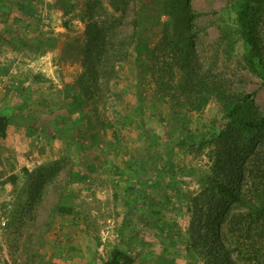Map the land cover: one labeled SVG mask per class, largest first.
<instances>
[{
  "label": "rangeland",
  "instance_id": "rangeland-1",
  "mask_svg": "<svg viewBox=\"0 0 264 264\" xmlns=\"http://www.w3.org/2000/svg\"><path fill=\"white\" fill-rule=\"evenodd\" d=\"M182 1L187 18L175 23L166 13L180 18L176 0H0V264H100L115 245L132 264H215L225 249L230 264H251L226 229L247 209L212 188L216 156L239 132H228L224 101L198 80L250 94L256 114L264 84L242 59L241 0ZM94 2L103 37L93 64L107 76L88 97ZM177 29L194 71L179 68ZM259 37L264 50V9ZM191 81L205 91H183Z\"/></svg>",
  "mask_w": 264,
  "mask_h": 264
},
{
  "label": "trees",
  "instance_id": "trees-1",
  "mask_svg": "<svg viewBox=\"0 0 264 264\" xmlns=\"http://www.w3.org/2000/svg\"><path fill=\"white\" fill-rule=\"evenodd\" d=\"M176 3L179 6V11H181L180 18H174L173 10L171 11L172 14L166 13L170 20H173L175 23L186 19L188 12L184 1L176 0ZM98 5V2H94L91 5L92 8L89 6L88 11L91 12L87 18L85 30L87 52L93 54V57H88L86 63V66L90 67V71L87 72L88 78L86 81L81 82L82 91L88 97H91V85L94 84L95 89L99 90L101 78L107 76V73L99 68L100 66L96 68L95 64H93H97L98 58H100V53L95 50V44L103 37V35L101 36V29L95 21V14L93 12ZM263 9L264 0H241L236 10L235 23L244 51L242 56L243 62L249 71L264 84V50L259 37ZM169 23L166 22L164 24L168 25ZM175 38V47L183 60L179 68L181 70L189 68L191 71H194V65L189 52L190 46L184 32L177 29L175 31ZM204 77L209 78L208 75L203 76V78L198 80V84L207 86L206 91L216 93L220 101H224L226 105L225 117L227 119L225 120L227 121L228 132H230V129H235L239 132L237 136L225 141L221 148V155L216 156L214 172L217 174V180H212V188L223 204L227 205L236 202L241 207L247 209V212H238V214L232 215L227 221L226 229L236 241L235 250L237 255L244 253L245 258L251 264H264V254H261L264 248V112L261 114L253 112V109L247 104V102L251 101L250 94L244 92L230 94L228 91L223 90L222 87L213 85V82H207ZM189 84L191 88L184 87L182 90H187L188 93L190 91L194 92V89H198L199 93L205 91L202 86H199L194 81L189 82ZM165 90L167 91V95L176 102V107L178 108L180 104L178 102L179 98L175 94L176 90L174 88L170 89V91ZM192 94H195V92ZM84 105L85 102L81 100L79 105L80 111H83ZM185 106L186 104H183L182 107ZM192 106L195 109H200L198 105ZM177 112L179 111L177 110ZM179 116L182 117L183 115L177 113L174 117L176 124L182 121ZM6 128L7 118L0 115V138L5 136ZM141 136L144 137H141L142 140L150 141L151 137L146 136L144 132ZM183 142L189 144L190 139L186 138ZM194 142L196 143V140ZM151 145L157 148V145H154V143ZM245 150L248 154L244 152ZM170 157H167V161L170 160ZM167 166L166 163L164 167ZM151 182V180H148L143 185H148ZM243 187L247 190L248 197L241 193ZM212 231L214 232V230ZM212 238H215V234L212 235ZM212 243H214V250H212L214 253H211V255L213 257L214 255L216 257L219 256L220 258V253L224 250L219 246L220 244L217 239L212 240ZM210 248H212V245ZM228 251V249H225L224 260L220 259L219 261L215 259V264H230L229 259H227ZM133 261L134 258L127 255L121 246L115 245L109 254V258L100 264H132Z\"/></svg>",
  "mask_w": 264,
  "mask_h": 264
},
{
  "label": "built area",
  "instance_id": "built-area-1",
  "mask_svg": "<svg viewBox=\"0 0 264 264\" xmlns=\"http://www.w3.org/2000/svg\"><path fill=\"white\" fill-rule=\"evenodd\" d=\"M0 225H3V226H4V225H5V222H3V223H0Z\"/></svg>",
  "mask_w": 264,
  "mask_h": 264
}]
</instances>
